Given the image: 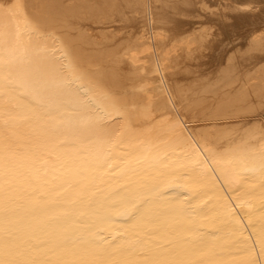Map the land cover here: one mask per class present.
I'll return each instance as SVG.
<instances>
[{
  "label": "bare ground",
  "instance_id": "obj_1",
  "mask_svg": "<svg viewBox=\"0 0 264 264\" xmlns=\"http://www.w3.org/2000/svg\"><path fill=\"white\" fill-rule=\"evenodd\" d=\"M263 30L264 0H0V264H264Z\"/></svg>",
  "mask_w": 264,
  "mask_h": 264
},
{
  "label": "rangeland",
  "instance_id": "obj_2",
  "mask_svg": "<svg viewBox=\"0 0 264 264\" xmlns=\"http://www.w3.org/2000/svg\"><path fill=\"white\" fill-rule=\"evenodd\" d=\"M257 33H261V34H264V30L263 31H259ZM159 40V39H157ZM152 47V46H151ZM155 49V48H154ZM153 50V48H152ZM150 54L148 52H143L140 54V56L143 58V60H145L146 64V68H147V71H151L149 73V76L152 77V79L155 80L154 76L156 75V72L154 71V66L157 62H161L163 63V57L165 55V51H163L160 47H159V44H156V49L152 51V55L151 57L149 56ZM171 55H174V52H170L168 53L166 56L169 58V64L167 63L168 65V68H165L164 67V72L166 71H171L173 69V66H172V60L170 58ZM167 61V60H166ZM141 73H144L141 72ZM154 85H158V82L155 80L154 82Z\"/></svg>",
  "mask_w": 264,
  "mask_h": 264
}]
</instances>
